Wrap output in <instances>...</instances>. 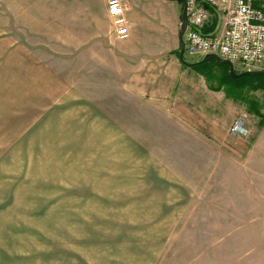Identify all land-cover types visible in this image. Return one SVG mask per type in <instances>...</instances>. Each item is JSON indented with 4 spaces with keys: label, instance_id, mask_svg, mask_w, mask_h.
Masks as SVG:
<instances>
[{
    "label": "rangeland",
    "instance_id": "obj_1",
    "mask_svg": "<svg viewBox=\"0 0 264 264\" xmlns=\"http://www.w3.org/2000/svg\"><path fill=\"white\" fill-rule=\"evenodd\" d=\"M61 1L0 0V264H264L261 183L236 179L208 135L161 131L157 115L113 132L93 102L44 100L30 83L12 44L28 46ZM159 2L148 1L149 32L180 5ZM194 69L264 125V75L235 78L216 60ZM139 210L146 228L128 218Z\"/></svg>",
    "mask_w": 264,
    "mask_h": 264
},
{
    "label": "crops",
    "instance_id": "obj_2",
    "mask_svg": "<svg viewBox=\"0 0 264 264\" xmlns=\"http://www.w3.org/2000/svg\"><path fill=\"white\" fill-rule=\"evenodd\" d=\"M148 1L121 0L130 34L119 39L108 0H63L58 14H45V22L53 20V24L36 30L33 40L29 36L28 46H15L14 42L11 52L18 49L22 53L20 63L27 64L30 83L35 77L44 86V100L91 101L94 108L106 112L102 116H107L113 132L140 131L136 127L144 125L146 116L157 115L165 127L161 131L205 133L210 138L205 143L234 158L236 179L260 182L264 190V125L247 121L246 134L230 135L233 122L246 113L244 106L234 104L238 98L228 97L227 87L223 90L197 73L195 65L179 59L182 4L156 0L180 5L173 6L175 12L162 14L164 24L149 32L153 25ZM209 30L207 25L204 31ZM198 58L193 62L202 59ZM230 103L233 107L227 118L225 109ZM204 164L210 174L212 159ZM191 165V180H195L199 173L195 163ZM138 212L128 218H133L137 227L146 228L148 217Z\"/></svg>",
    "mask_w": 264,
    "mask_h": 264
},
{
    "label": "built area",
    "instance_id": "obj_3",
    "mask_svg": "<svg viewBox=\"0 0 264 264\" xmlns=\"http://www.w3.org/2000/svg\"><path fill=\"white\" fill-rule=\"evenodd\" d=\"M187 28L185 55L204 58L215 54L239 64L244 70H264V0H184ZM119 39L130 31L121 0H108ZM209 25L210 30L204 31ZM248 114L243 113L230 127L233 137L247 133Z\"/></svg>",
    "mask_w": 264,
    "mask_h": 264
},
{
    "label": "water",
    "instance_id": "obj_4",
    "mask_svg": "<svg viewBox=\"0 0 264 264\" xmlns=\"http://www.w3.org/2000/svg\"><path fill=\"white\" fill-rule=\"evenodd\" d=\"M175 1L180 2L183 6L182 21H181L180 33H179V41H180L179 59L183 63L190 64L191 66H194V65L205 63V62H210L212 60H216L218 63H222V64L229 66L230 73L235 78H239V77L246 76V75H252V76L264 75V70H247V71H243V72L238 73L234 70V65L230 61H228L224 58H221L220 56L215 55V54H208L204 58H202L201 60H199L197 62L188 63L184 58V39H183L184 33L186 31V28H187L186 3L184 0H175Z\"/></svg>",
    "mask_w": 264,
    "mask_h": 264
},
{
    "label": "trees",
    "instance_id": "obj_5",
    "mask_svg": "<svg viewBox=\"0 0 264 264\" xmlns=\"http://www.w3.org/2000/svg\"><path fill=\"white\" fill-rule=\"evenodd\" d=\"M205 63H202V64H198V65H195L194 67H197V66H200V65H203ZM229 68V66H227ZM263 84H264V81H263ZM262 124H264V121H262Z\"/></svg>",
    "mask_w": 264,
    "mask_h": 264
}]
</instances>
